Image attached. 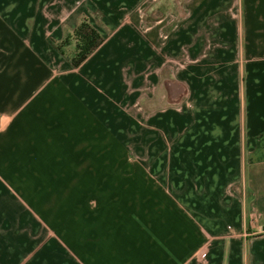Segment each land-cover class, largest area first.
Wrapping results in <instances>:
<instances>
[{"label":"crops","instance_id":"1","mask_svg":"<svg viewBox=\"0 0 264 264\" xmlns=\"http://www.w3.org/2000/svg\"><path fill=\"white\" fill-rule=\"evenodd\" d=\"M0 264H264V0H0Z\"/></svg>","mask_w":264,"mask_h":264},{"label":"trees","instance_id":"2","mask_svg":"<svg viewBox=\"0 0 264 264\" xmlns=\"http://www.w3.org/2000/svg\"><path fill=\"white\" fill-rule=\"evenodd\" d=\"M73 38L77 42V54L72 59L74 67L84 63L104 41L99 31L85 21L75 30ZM68 42H70L69 39L65 41V43Z\"/></svg>","mask_w":264,"mask_h":264},{"label":"water","instance_id":"3","mask_svg":"<svg viewBox=\"0 0 264 264\" xmlns=\"http://www.w3.org/2000/svg\"><path fill=\"white\" fill-rule=\"evenodd\" d=\"M170 94L172 95L175 101H180L183 97L182 90L172 91L170 92Z\"/></svg>","mask_w":264,"mask_h":264}]
</instances>
